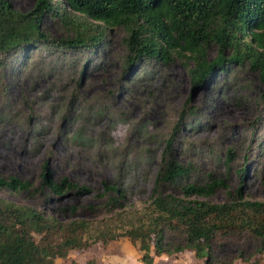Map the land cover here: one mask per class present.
I'll return each mask as SVG.
<instances>
[{
    "label": "rangeland",
    "instance_id": "rangeland-1",
    "mask_svg": "<svg viewBox=\"0 0 264 264\" xmlns=\"http://www.w3.org/2000/svg\"><path fill=\"white\" fill-rule=\"evenodd\" d=\"M34 1L11 3L26 12ZM42 25L53 39L68 34L52 15L45 16ZM125 35L122 26L111 27L107 46L96 55L64 52L53 44L32 50L27 64L20 57L0 54V175L38 184L46 162L52 180L67 176L90 187L45 199L41 193L3 186L0 197L65 220L102 214V182L119 180L127 207H141L151 196L165 140L185 111L178 157L189 162L191 170L180 181L203 182L211 173L223 177L227 187L203 198L222 201L240 186L245 197L264 200V105L257 73L237 67L193 88L188 69L192 61L175 57L167 63L138 64L136 74L126 76ZM214 54L211 48L209 57ZM242 165L246 171L241 175ZM87 203L95 207L84 209ZM68 204L78 208H64ZM166 241L171 246L184 239L179 232H167ZM261 248L264 241L246 233L217 235L211 243L212 261L248 264ZM139 257L136 246L123 237L72 249L55 264H203L186 247L154 254L147 263Z\"/></svg>",
    "mask_w": 264,
    "mask_h": 264
},
{
    "label": "trees",
    "instance_id": "trees-1",
    "mask_svg": "<svg viewBox=\"0 0 264 264\" xmlns=\"http://www.w3.org/2000/svg\"><path fill=\"white\" fill-rule=\"evenodd\" d=\"M47 15L58 18L68 34L51 38L42 25ZM113 26L126 30V76L136 74L138 64L167 63L179 57L192 61L188 69L196 88L207 85L220 72L247 68L261 81L259 99L264 105V0H35L26 12L15 9L11 0H0V54L20 57L22 64H27L32 50L53 44L64 52L96 55L107 46L106 33ZM211 48L215 54L209 57ZM184 114L182 111L165 140L151 196L141 207H127L119 180H103L98 193L103 199L102 214L65 220L42 208L0 197V264H55L72 249L123 237L136 246L139 258L146 263L154 254H172L186 247L194 250L203 264H215L211 243L217 235L246 233L264 241V200L245 197L240 186L222 201L203 198L227 187L223 177L211 173L203 182L180 181L191 170V164L178 157V131ZM229 153L227 164L232 158V151ZM238 170L242 175L246 167ZM3 186L41 193L45 199L90 189L67 176L52 180L46 162L38 184L0 175ZM94 207L92 203L83 206ZM64 208L74 211L78 206ZM167 232H179L183 244L169 246ZM263 256L261 248L247 262L261 264Z\"/></svg>",
    "mask_w": 264,
    "mask_h": 264
}]
</instances>
